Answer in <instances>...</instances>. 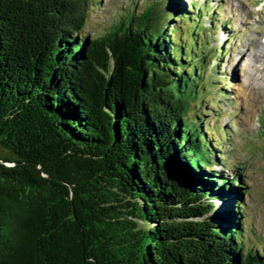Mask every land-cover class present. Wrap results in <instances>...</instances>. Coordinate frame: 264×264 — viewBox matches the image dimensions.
<instances>
[{
    "label": "trees",
    "instance_id": "1",
    "mask_svg": "<svg viewBox=\"0 0 264 264\" xmlns=\"http://www.w3.org/2000/svg\"><path fill=\"white\" fill-rule=\"evenodd\" d=\"M101 1L0 0V264H264L231 130L203 121L220 9L135 1L90 35Z\"/></svg>",
    "mask_w": 264,
    "mask_h": 264
},
{
    "label": "rangeland",
    "instance_id": "2",
    "mask_svg": "<svg viewBox=\"0 0 264 264\" xmlns=\"http://www.w3.org/2000/svg\"><path fill=\"white\" fill-rule=\"evenodd\" d=\"M135 1L134 13L138 14L149 0H102L92 8L87 25L90 35L107 29L118 18L132 12L130 7L133 8ZM201 1L193 0L197 4ZM208 4L210 11L215 7L220 9L219 27L208 33L210 46H223L224 41L228 45L221 74L217 73L219 77L211 69L216 60L211 62L206 73L215 85L212 92L219 88L226 90L223 96L214 95L215 100L224 105L220 111L217 108L213 109L214 113L207 111L209 117L203 121L220 112L217 125L231 130L232 140L226 142L227 146L224 144L227 147L224 153L226 167L240 163L242 168L238 171L245 184L242 186L245 194L242 220L245 219L244 224L251 230L244 232L245 238L247 236L245 246L264 252V121H261L264 119V73L259 70L263 66L261 60L251 61L249 56L258 52L264 42V0H209ZM208 18L205 16L203 21L206 27L210 25ZM222 22L227 24L225 27H230V34L225 27H220ZM214 125L209 121L210 127ZM213 168L231 174L221 166Z\"/></svg>",
    "mask_w": 264,
    "mask_h": 264
},
{
    "label": "bare ground",
    "instance_id": "3",
    "mask_svg": "<svg viewBox=\"0 0 264 264\" xmlns=\"http://www.w3.org/2000/svg\"><path fill=\"white\" fill-rule=\"evenodd\" d=\"M249 56H250L251 61H255V60L257 61L258 59L261 60L260 62L262 63L263 66L259 70H261L260 73H264V42H261L258 52H255L254 54H251ZM250 66L253 67V65H251V64H250ZM263 76H264V74H263Z\"/></svg>",
    "mask_w": 264,
    "mask_h": 264
}]
</instances>
